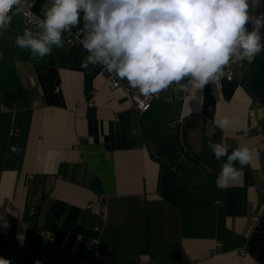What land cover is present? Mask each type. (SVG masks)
Segmentation results:
<instances>
[{
    "label": "crops",
    "instance_id": "crops-1",
    "mask_svg": "<svg viewBox=\"0 0 264 264\" xmlns=\"http://www.w3.org/2000/svg\"><path fill=\"white\" fill-rule=\"evenodd\" d=\"M29 1L39 19L51 3ZM24 28L15 15L0 34V257L99 264L96 252L102 264H264V53L236 64L220 88L173 85L140 113L123 90L139 92L126 80L112 88L101 65L80 67L82 20L40 63L15 45ZM222 116L233 120L223 132L214 124ZM13 126L19 132L10 136ZM209 140L229 153L248 144L259 158L219 188L226 157L215 159ZM100 195L104 222L86 209ZM93 239L99 244L88 247Z\"/></svg>",
    "mask_w": 264,
    "mask_h": 264
},
{
    "label": "clouds",
    "instance_id": "clouds-1",
    "mask_svg": "<svg viewBox=\"0 0 264 264\" xmlns=\"http://www.w3.org/2000/svg\"><path fill=\"white\" fill-rule=\"evenodd\" d=\"M21 2L0 0V34L15 15H28ZM252 4L264 8L260 0H51L38 30L25 27L14 42L40 63L63 47L64 34L82 20V69L99 64L145 97L173 85L191 91L219 81L229 64L251 63L264 53V12L254 14ZM214 124L223 132L233 120L222 116ZM208 148L215 159L226 157L215 181L219 188L238 179L253 154L259 158L248 144L229 153L225 142L209 140ZM0 264L11 261L0 257Z\"/></svg>",
    "mask_w": 264,
    "mask_h": 264
},
{
    "label": "built area",
    "instance_id": "built-area-1",
    "mask_svg": "<svg viewBox=\"0 0 264 264\" xmlns=\"http://www.w3.org/2000/svg\"><path fill=\"white\" fill-rule=\"evenodd\" d=\"M20 7H23L28 12L27 16L21 14L22 19H23V25L25 27L37 28V24H38L39 18L33 12V3L31 1H29V0H22ZM80 33L81 32H77L75 34H70L66 38V42L70 46L76 45L77 42L79 41L78 36L80 35ZM235 65L236 64H229L225 68V75L219 81H217L215 83H213V82H210V83L213 84L216 88H220L221 83L223 81L231 82L233 80V68H234ZM103 75H104V78L107 81V83L112 88H116L117 89V88L121 87L119 82H118V80H117V77L115 76L114 73L110 74L106 70H104L103 71ZM123 91L127 95V97L130 99L133 108L136 111L140 112V113H144V112L148 111L149 108H150L151 102L154 99L158 98V95H156V94L152 95V96H149V97H145V96L141 95L140 93L131 92V91L127 90V89H124ZM5 112H7V108L5 106H3V105H0V114L5 113ZM250 115H252V114H250ZM18 132H19V129L17 127L13 126L11 128L10 132H9V135L10 136H14V135L18 134ZM209 134L210 135L217 134V129L215 127H211L210 130H209ZM244 136H246V134ZM103 199L104 198L100 195V196H98L97 200L94 203L89 204L88 206H86V209L89 210V211L93 210L94 208L98 209V211L100 213V216H101V219H102V222H104L106 220V217H107V209H106V206L104 204V200ZM32 214H34V213H32ZM257 220H258L257 216H254L252 218L253 222H256ZM102 227L103 226H97V227L94 228V231L97 234H101ZM98 244H99V240L98 239H93V240H90L88 242L87 246L88 247L97 246ZM241 254L244 255L245 252L241 251ZM95 256L98 259L99 264H102L98 253L95 252ZM138 264H154V263L149 261V260H147V259L141 258L138 261Z\"/></svg>",
    "mask_w": 264,
    "mask_h": 264
},
{
    "label": "trees",
    "instance_id": "trees-1",
    "mask_svg": "<svg viewBox=\"0 0 264 264\" xmlns=\"http://www.w3.org/2000/svg\"><path fill=\"white\" fill-rule=\"evenodd\" d=\"M96 184H98V181H95L93 184H92V188H95ZM96 190V188H95Z\"/></svg>",
    "mask_w": 264,
    "mask_h": 264
}]
</instances>
